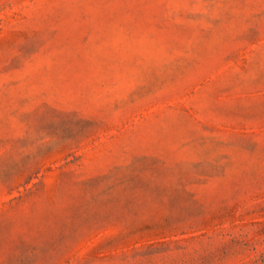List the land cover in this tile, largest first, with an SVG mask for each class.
<instances>
[{
	"label": "rangeland",
	"instance_id": "374dc122",
	"mask_svg": "<svg viewBox=\"0 0 264 264\" xmlns=\"http://www.w3.org/2000/svg\"><path fill=\"white\" fill-rule=\"evenodd\" d=\"M0 264H264V0H0Z\"/></svg>",
	"mask_w": 264,
	"mask_h": 264
}]
</instances>
